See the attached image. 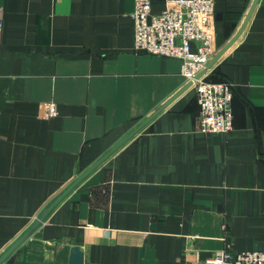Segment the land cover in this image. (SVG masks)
<instances>
[{
    "label": "crops",
    "instance_id": "crops-1",
    "mask_svg": "<svg viewBox=\"0 0 264 264\" xmlns=\"http://www.w3.org/2000/svg\"><path fill=\"white\" fill-rule=\"evenodd\" d=\"M136 1L0 0V255L186 84L181 59L135 51ZM253 1L215 0L217 52ZM151 2L152 13L166 7ZM209 78L234 85L233 129L202 131L195 90H185L3 264H70L74 245L83 264L264 250V0ZM50 102L57 113L45 116Z\"/></svg>",
    "mask_w": 264,
    "mask_h": 264
},
{
    "label": "built area",
    "instance_id": "built-area-1",
    "mask_svg": "<svg viewBox=\"0 0 264 264\" xmlns=\"http://www.w3.org/2000/svg\"><path fill=\"white\" fill-rule=\"evenodd\" d=\"M215 0H166L161 13H152L151 0H137L131 13L134 21V49L182 61L186 83L193 82L201 107L200 127L205 132L226 133L234 127L233 83L212 80L209 71L197 77L216 54L214 28ZM0 19V31L3 28ZM45 116L57 113L55 103H47ZM197 264H264V250L233 253L214 251Z\"/></svg>",
    "mask_w": 264,
    "mask_h": 264
},
{
    "label": "water",
    "instance_id": "water-1",
    "mask_svg": "<svg viewBox=\"0 0 264 264\" xmlns=\"http://www.w3.org/2000/svg\"><path fill=\"white\" fill-rule=\"evenodd\" d=\"M259 0H254L240 29L237 33L216 53V55L207 64V67L197 76L198 78L207 71L220 59V57L237 41L240 35L246 28L253 12L258 4ZM193 82L186 83L180 90H178L170 99H168L164 104L158 107L153 113L146 117L139 125H137L130 133H128L121 141H119L114 147H112L103 157H101L96 163H94L89 169H87L83 174H81L69 187H67L52 203H50L41 213V215L34 221L32 225L20 236L18 237L7 249L3 251L0 255V264H3L7 258L27 239L29 238L36 229L49 217V215L54 211V209L61 203V201L81 182L83 181L91 172H93L100 164H102L106 159H108L112 154H114L121 146H123L128 140H130L134 135H136L145 125H147L156 115L163 111L173 100H175L180 94L185 90L191 88ZM84 255L83 250L79 245H74L71 247V262L70 264H83Z\"/></svg>",
    "mask_w": 264,
    "mask_h": 264
},
{
    "label": "trees",
    "instance_id": "trees-1",
    "mask_svg": "<svg viewBox=\"0 0 264 264\" xmlns=\"http://www.w3.org/2000/svg\"><path fill=\"white\" fill-rule=\"evenodd\" d=\"M213 78H214V77H213ZM213 78H211V79H212V80H217V81H218V80H226V79H224V78H218V79H217V78L213 79Z\"/></svg>",
    "mask_w": 264,
    "mask_h": 264
}]
</instances>
